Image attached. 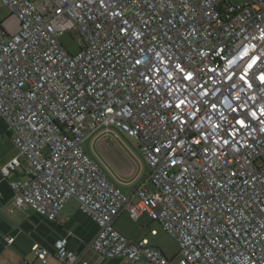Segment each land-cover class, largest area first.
Instances as JSON below:
<instances>
[{
	"label": "built area",
	"instance_id": "built-area-1",
	"mask_svg": "<svg viewBox=\"0 0 264 264\" xmlns=\"http://www.w3.org/2000/svg\"><path fill=\"white\" fill-rule=\"evenodd\" d=\"M1 2L19 27L0 19V117L18 151L0 180L22 174L0 209L55 220L74 197L98 227L88 245L132 264L174 259L124 235L123 211L174 237L177 264H264V0ZM104 126L136 138L149 165L130 192L82 145ZM31 252L79 257L67 237Z\"/></svg>",
	"mask_w": 264,
	"mask_h": 264
},
{
	"label": "crops",
	"instance_id": "crops-1",
	"mask_svg": "<svg viewBox=\"0 0 264 264\" xmlns=\"http://www.w3.org/2000/svg\"><path fill=\"white\" fill-rule=\"evenodd\" d=\"M13 15L0 0L1 24ZM108 127L110 126H104L94 132L91 141L93 153H87L100 166L110 182L123 192H130L146 175L149 165L139 149L148 168L146 170L142 164L138 166L133 155L138 156L139 152L135 150L136 152L132 155L131 149L124 148L122 142L117 139L120 137L119 133L113 131L115 138L111 141L106 136L102 137L101 134L110 132ZM17 153V148L9 136L7 123L0 117V167ZM21 172V168L18 167L6 179L0 180V201L10 200L13 190L9 180L21 177ZM152 221L156 220L151 219L145 212L134 220L127 211H123L115 219L114 224L131 240L137 241L146 237L150 243L151 234L157 233V229L151 226ZM97 228L96 222L79 209L78 201L74 197L65 202L55 220H49L30 209H18L9 213L1 207L0 264H15L22 260H27L32 264H59L53 257L49 258L46 263H41L33 257L31 252L34 243L51 248L53 241L58 237H67V246L78 251L79 257L75 264H132L131 261L122 257H101L88 245L96 234ZM152 230H155V233H152ZM6 235L12 236L13 241L7 243L4 238Z\"/></svg>",
	"mask_w": 264,
	"mask_h": 264
},
{
	"label": "rangeland",
	"instance_id": "rangeland-1",
	"mask_svg": "<svg viewBox=\"0 0 264 264\" xmlns=\"http://www.w3.org/2000/svg\"><path fill=\"white\" fill-rule=\"evenodd\" d=\"M39 0H36V2ZM231 3L237 4V3H242L246 0H228ZM19 21L15 15L11 16L9 19L6 21H2V26L9 32H15L18 28ZM61 42L64 44V46L70 51V52H76L78 47H77V42L73 40L72 35L69 32H65L61 37H60ZM110 132L107 131L106 133L101 134L102 137L106 136L109 141L114 140L115 136L112 133L113 131L119 133V138L117 137L118 140H120L123 144L124 148L131 149V154L133 155L134 152H139V144L137 142V139L125 134L122 130L118 129L115 126H110L108 127ZM103 130V129H102ZM101 130V131H102ZM100 131V132H101ZM94 137V133L90 136H88L83 142L82 145L85 149L86 152L93 153L92 148H91V141ZM96 151L97 148H95ZM136 150V151H135ZM138 166L141 164L144 166V168L147 170L148 166L146 164V161L144 160L142 154L139 152L138 156L133 155ZM151 226H154L157 229V233L151 234L150 236V243H153L156 247H158L167 257L170 259H174L172 264H177V253H178V243L174 237L169 235L157 221H152Z\"/></svg>",
	"mask_w": 264,
	"mask_h": 264
},
{
	"label": "snow or ice",
	"instance_id": "snow-or-ice-1",
	"mask_svg": "<svg viewBox=\"0 0 264 264\" xmlns=\"http://www.w3.org/2000/svg\"><path fill=\"white\" fill-rule=\"evenodd\" d=\"M191 77H189V79H190Z\"/></svg>",
	"mask_w": 264,
	"mask_h": 264
}]
</instances>
